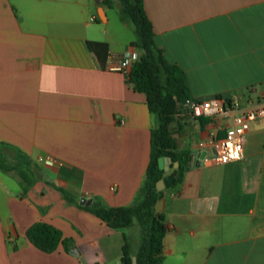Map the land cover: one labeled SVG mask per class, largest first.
Masks as SVG:
<instances>
[{
  "label": "crops",
  "instance_id": "1",
  "mask_svg": "<svg viewBox=\"0 0 264 264\" xmlns=\"http://www.w3.org/2000/svg\"><path fill=\"white\" fill-rule=\"evenodd\" d=\"M143 3L156 45L186 73L194 99L178 105L170 128L192 160L183 182L163 191V264H264V119L252 123L241 161L215 165L197 146L218 124L223 137L228 121L195 109L264 90V0ZM135 39L102 0H0V144L19 152L33 180L27 188L0 170V264H123L125 236L137 252V222L116 230L87 209L132 206L146 180L157 117L126 75L108 70L111 56L140 58ZM36 222L72 239L71 252L32 245Z\"/></svg>",
  "mask_w": 264,
  "mask_h": 264
},
{
  "label": "trees",
  "instance_id": "2",
  "mask_svg": "<svg viewBox=\"0 0 264 264\" xmlns=\"http://www.w3.org/2000/svg\"><path fill=\"white\" fill-rule=\"evenodd\" d=\"M102 4L110 8L116 7L121 20L130 22L134 27L136 39L131 45L141 51V56L133 64L127 78L135 91L146 95L149 110L157 117L158 124L151 131L147 178L134 205L107 207L101 202H96L87 209L116 230L128 229L135 222L138 223L140 227L138 250L133 254L131 244L125 236L122 247L123 264H133V257L137 258V264H163V240L168 226L164 214L161 212L157 216L155 209L159 195L157 183L165 176L164 170L159 167V159L162 157L172 159L171 167L174 168L175 176L173 186L181 184L192 158L189 151H179L170 128L178 105L194 99L186 73L177 65L170 63L163 50L156 45L154 28L145 11L143 0H118L117 4L111 0H102ZM205 122L207 120H204ZM2 149H9L15 153L12 162L2 154ZM0 152V170L4 173L18 174L29 188L33 184L32 171L22 165L19 152L4 144H0ZM175 163L178 164L176 168ZM26 236L32 245L45 253H53L60 246H63L66 252H71L75 246L73 240L65 237L59 228L46 222L32 224L27 229Z\"/></svg>",
  "mask_w": 264,
  "mask_h": 264
},
{
  "label": "built area",
  "instance_id": "3",
  "mask_svg": "<svg viewBox=\"0 0 264 264\" xmlns=\"http://www.w3.org/2000/svg\"><path fill=\"white\" fill-rule=\"evenodd\" d=\"M138 60L137 53L126 57L111 56L108 70L128 76L133 64ZM195 109L211 123L222 119L228 121L225 135L218 136L223 126L216 124V128L210 131L208 139L198 143L197 152L208 149L211 156L207 161L215 165L235 163L244 158L245 137L252 123L264 119V90L257 92L254 96L243 98H210L196 103ZM40 160L47 164L54 163L52 157ZM112 189L115 190V187Z\"/></svg>",
  "mask_w": 264,
  "mask_h": 264
},
{
  "label": "water",
  "instance_id": "4",
  "mask_svg": "<svg viewBox=\"0 0 264 264\" xmlns=\"http://www.w3.org/2000/svg\"><path fill=\"white\" fill-rule=\"evenodd\" d=\"M97 4L101 5V0H95ZM100 16L101 18L104 17V14L102 12V9L100 10ZM173 164V161L171 158H167V157H162L159 159V167L160 169L164 170L166 175L157 183V190H158V201L155 205V209H156V215L159 216L160 213L163 211V207H164V189L165 188H170L173 185L175 176L173 175V173L170 172L171 169V165ZM178 166L177 163L174 164V167L176 168ZM147 178V176H146ZM92 203V200L89 199H84L81 201V205H86L89 206ZM134 205V203H132V206ZM72 254L76 257L79 256V251L77 249H74L72 251ZM82 263H84L83 259H82ZM133 264H137V258L133 257Z\"/></svg>",
  "mask_w": 264,
  "mask_h": 264
},
{
  "label": "rangeland",
  "instance_id": "5",
  "mask_svg": "<svg viewBox=\"0 0 264 264\" xmlns=\"http://www.w3.org/2000/svg\"><path fill=\"white\" fill-rule=\"evenodd\" d=\"M5 153L7 154V152H6V151H5ZM8 161H9V162H12V160H11L10 158L8 159Z\"/></svg>",
  "mask_w": 264,
  "mask_h": 264
}]
</instances>
